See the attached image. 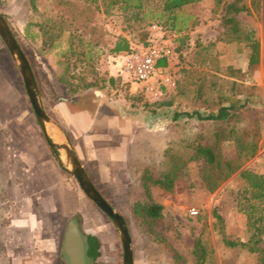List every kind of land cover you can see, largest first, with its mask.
I'll use <instances>...</instances> for the list:
<instances>
[{
	"label": "rangeland",
	"instance_id": "obj_1",
	"mask_svg": "<svg viewBox=\"0 0 264 264\" xmlns=\"http://www.w3.org/2000/svg\"><path fill=\"white\" fill-rule=\"evenodd\" d=\"M34 1L33 8L30 0H0V14L5 17L30 63L43 108L45 106L51 112L54 102L68 96L57 81L65 71L60 54L67 47V34L56 40L54 49L42 51L36 24L60 7L56 0ZM244 1L249 4V0ZM176 14L178 24L185 28L166 30L175 51L170 60V71L176 76L170 99L176 102V108L163 112L162 126L156 125L157 118L148 113L147 118H143L142 141L158 151L166 141L197 130L189 128L202 123L195 118L181 116L179 122L169 118L176 110L191 111L190 97L199 77L205 73L207 84L210 81L223 84L225 91L229 86L225 80H236L235 92L237 98L245 102V114L256 115L259 121V149L214 191H208L201 180L203 160L187 161L171 192L150 187L152 198L163 206L162 217L150 220V224H142L131 211L136 194L144 196L143 190L137 189L138 183L118 201L108 193L105 195L125 220L131 237L133 264H173L174 251L181 255L183 264H193L192 249L198 238L213 250L209 264H260L258 252L228 247L223 238L247 239L246 216L236 208V197L245 184L239 173L244 168L264 172L263 63L249 68L244 42L224 38L219 9H215L213 0L184 6ZM242 18L243 28L247 31L255 29L262 43L263 23L257 12ZM95 22L109 32L110 39H113L111 35L122 33L130 39L134 37L133 41L138 39L139 30H148L150 26L147 21L139 22L121 15L99 14ZM107 53L106 49L91 50L86 56L87 61L78 63L75 70L91 76L96 71L95 66L106 59ZM112 62L118 72L119 58ZM230 67L240 72L231 74ZM215 93L213 90L212 95ZM197 109L203 114L209 112L203 106ZM47 126L51 129L50 125ZM157 128L160 130L154 131ZM224 148L228 153L231 143L225 142ZM187 156L188 153L184 152V157ZM144 164L142 162V166ZM65 166L62 158L61 166L58 164L48 146L29 103L21 74L0 38V264H64L60 249L70 218L77 221L86 235H94L99 241V255L91 260V264H121L122 244L113 222L89 200ZM72 202L79 203V206L68 211L66 204ZM191 210L196 213L191 214ZM213 210L222 219L217 229H214ZM150 230L157 239H152ZM258 246L264 249V236Z\"/></svg>",
	"mask_w": 264,
	"mask_h": 264
},
{
	"label": "trees",
	"instance_id": "obj_2",
	"mask_svg": "<svg viewBox=\"0 0 264 264\" xmlns=\"http://www.w3.org/2000/svg\"><path fill=\"white\" fill-rule=\"evenodd\" d=\"M200 1L56 0L60 9L36 24V35L40 38L41 50L50 51L57 45L56 40L64 33L67 34V47L60 54L65 71L58 77V82L68 95H73L94 83L85 82V73L75 70L78 63L87 61L86 56L91 53V50L106 49L109 55L120 59L121 56L133 50V45L146 44L148 30H139L138 39L135 41H133L134 37L130 39L122 33L111 35L113 39H110L109 32L95 22L96 15H121L126 19L147 21L149 25L159 24L165 30L180 31L185 27L178 24L176 12L184 6ZM30 4L31 7H35L34 0H30ZM213 4L216 10L219 9V21L224 29V38L229 41L244 42L249 68L261 62L264 66V40L261 43L255 29L247 31L243 28L242 18L244 15L249 17L253 12H257L264 31V0H249V4L244 0H213ZM95 53L92 55L94 56ZM164 63L160 61L158 65ZM229 70L231 74L240 72L231 67ZM118 77L123 76L118 72ZM198 80L194 94L190 97L191 111H174L170 116V121L176 122H179L181 116L197 119L202 122L199 126H189L190 129L197 130L182 138L166 141V145L158 151L148 147V144L142 141L140 153L142 162L145 164L140 169L136 183H138V189L143 190L144 196L136 198L131 204L132 213L142 221V224H150V220L162 217L163 206L152 198L150 187L154 186L162 191L171 192L175 180L183 173L187 161L203 160L200 169L201 180L208 191H214L246 161L254 157L259 149L260 124L256 115L245 114V102L237 98L235 92L236 80H225L229 83L227 91L222 88L223 84L215 81L207 84L205 73ZM125 82L130 81L125 79ZM36 85L40 93L37 82ZM213 90H216L214 96ZM167 102L173 103L172 100ZM162 104L163 102L150 103L142 97V105L153 113L160 111ZM202 106L209 109V112L205 114L200 112L197 108ZM225 142L231 143V150L228 153H225ZM52 151L54 155L58 154L56 150ZM184 152L188 153L187 157H184ZM55 159L61 166L57 156ZM239 175L245 180V184L236 197V208L246 216L249 235L245 241L223 238V242L231 248L238 247L248 252H258L260 264H264V249L258 246L264 236V172L244 168ZM212 214L216 219L214 229H217L222 219L215 210ZM150 234L152 239H157L152 230ZM192 253L193 264H209L213 259L212 248L200 238L195 241ZM87 254L91 260L99 255V241L91 234L88 235ZM172 260L173 264L184 263L183 258L176 251L173 252Z\"/></svg>",
	"mask_w": 264,
	"mask_h": 264
},
{
	"label": "crops",
	"instance_id": "obj_3",
	"mask_svg": "<svg viewBox=\"0 0 264 264\" xmlns=\"http://www.w3.org/2000/svg\"><path fill=\"white\" fill-rule=\"evenodd\" d=\"M106 56L98 67L94 65L96 71L91 76L85 74V82L93 84L73 95L60 97L51 112L45 106L44 110L64 132L96 189L106 200L108 193L118 201L136 184L142 168L143 118H147L148 113L154 114L155 124L162 126L163 112L176 108V102H167L172 100L170 93L176 76L170 71V61L166 64L163 60L165 63L159 65L156 76L150 81L126 83L125 78L118 77L117 67L112 62L115 58L108 53ZM142 97L150 103L163 102L160 111L146 110ZM138 197L136 194L135 198ZM78 204L67 203L65 208L74 210ZM109 204L114 207L111 202Z\"/></svg>",
	"mask_w": 264,
	"mask_h": 264
},
{
	"label": "water",
	"instance_id": "obj_4",
	"mask_svg": "<svg viewBox=\"0 0 264 264\" xmlns=\"http://www.w3.org/2000/svg\"><path fill=\"white\" fill-rule=\"evenodd\" d=\"M0 38L13 58L24 84L29 103L51 150L57 151V159L65 162V170L77 181L80 189L89 200L113 222L122 244L121 264H133L131 237L123 216L118 213L93 185L74 154L67 138L57 124L44 110L38 93L30 63L4 17L0 14ZM47 125L51 126V129ZM85 236L77 221H67L61 243V253L65 264H85Z\"/></svg>",
	"mask_w": 264,
	"mask_h": 264
},
{
	"label": "built area",
	"instance_id": "obj_5",
	"mask_svg": "<svg viewBox=\"0 0 264 264\" xmlns=\"http://www.w3.org/2000/svg\"><path fill=\"white\" fill-rule=\"evenodd\" d=\"M148 31L145 45H133V50L119 59L118 72L130 82L150 81L156 76L158 63L164 60L167 64L174 56V45L161 25L151 24Z\"/></svg>",
	"mask_w": 264,
	"mask_h": 264
},
{
	"label": "flooded vegetation",
	"instance_id": "obj_6",
	"mask_svg": "<svg viewBox=\"0 0 264 264\" xmlns=\"http://www.w3.org/2000/svg\"><path fill=\"white\" fill-rule=\"evenodd\" d=\"M81 232L86 237L85 241H84L85 259H86L85 264H91V259H90V257L87 254V250H88V235H86L83 231H81ZM62 258H63V255H62ZM63 261H64V259H63ZM64 264H65V261H64Z\"/></svg>",
	"mask_w": 264,
	"mask_h": 264
}]
</instances>
